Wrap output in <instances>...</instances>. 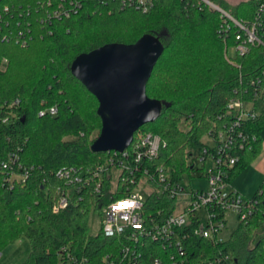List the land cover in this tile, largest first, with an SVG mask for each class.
<instances>
[{"label": "trees", "instance_id": "1", "mask_svg": "<svg viewBox=\"0 0 264 264\" xmlns=\"http://www.w3.org/2000/svg\"><path fill=\"white\" fill-rule=\"evenodd\" d=\"M38 1L0 0V252L25 236L31 253L22 264H108L104 257L117 258L121 240H110L101 230L91 235L88 223L92 212L102 215V204L109 197L81 188L70 195L64 210L53 212L59 190L67 191L57 172L91 170L110 155L91 150L102 127L99 103L73 77L72 62L108 43L133 44L145 34L161 40L165 51L148 82L147 95L164 103L163 113L135 137L143 132L162 138L166 147L156 164L165 166L176 181L195 169L190 159L194 151L199 156L204 152L203 139L230 121L232 100L252 103L255 110L261 101L259 117L245 124L251 143L236 153L238 162L227 169L232 183L263 146L264 16L256 24L261 44H247L248 52L242 55L237 47L244 33L230 21L224 24L221 14L200 0H157L148 13L110 11L102 0H82L77 15L47 28L39 21ZM209 1L247 26L257 17L258 0L234 7H227L225 0ZM8 5L13 15L5 13ZM20 30L26 31L25 47L16 41ZM239 35L243 39L238 41ZM66 70H70L68 77ZM53 107L55 115L48 112ZM42 111L45 115L40 116ZM91 119L97 120L96 126ZM180 122L186 124V131ZM14 154L18 160L11 167L18 174L29 172L25 182L9 180L12 169L4 165ZM120 195L117 192L114 198ZM163 201L171 213V202ZM251 201L252 216L239 218L238 229L228 241L215 243L188 229L186 254L178 259L187 264H264V234L256 238L264 225V182ZM148 203L145 215H157L159 198L152 197ZM142 254L144 264H152L155 257L172 264L171 250L151 241Z\"/></svg>", "mask_w": 264, "mask_h": 264}, {"label": "built area", "instance_id": "2", "mask_svg": "<svg viewBox=\"0 0 264 264\" xmlns=\"http://www.w3.org/2000/svg\"><path fill=\"white\" fill-rule=\"evenodd\" d=\"M157 0H102L110 11L114 9H134L148 13ZM213 11L219 12L224 24L233 23L244 33V40L237 47L240 54L248 52L247 44H261L256 35V24L264 16V0H258V13L253 25H246L238 21L227 11L209 0H200ZM36 9L40 11L39 21L42 27L51 26L54 21L69 19L83 9L82 0H39ZM6 14L13 15L9 5L4 9ZM30 14V9L26 12ZM24 15L25 12H22ZM29 29V27H28ZM4 39H7L4 36ZM238 41L243 39L241 35ZM16 41L23 47L28 45L26 31L20 30ZM255 83V82H254ZM259 84V83H258ZM241 100H232L228 105L230 121L223 129L209 134L213 146L206 144L200 156L205 164L207 159L214 160V167L202 178L208 181V187L188 190L182 184V179L175 180L170 171L163 165H157L156 160L166 147V143L158 135L152 133H139L132 144L122 153L109 152L105 163L91 170L62 168L57 172V178L67 186V191L59 190L60 197L53 206V212L59 213L70 203V195L81 188H91L94 194L109 197L102 204L101 228L103 235L110 239H120L119 256L108 254L104 260L108 264H144L142 261V248L149 241L171 250L172 264H187L179 260L186 254L185 244L187 230L193 229L195 235L220 243L217 234L223 229L226 215L237 213L242 220L252 216L253 203L251 199L243 198L228 181V168L235 165L239 157L236 153L246 149L251 143L250 136L245 131L247 121L256 120L259 111L249 109ZM51 115L57 113L55 107L48 109ZM45 115V111L40 116ZM8 119L4 120L7 123ZM253 141H256L253 138ZM214 149L213 152H209ZM18 160L13 155L4 167L12 169V164ZM205 166H203L204 169ZM21 168V167H19ZM114 170L119 172L116 186L114 183ZM29 172L18 174L16 169L9 171L10 181L25 182ZM147 186L146 195L140 193L143 186ZM120 197L114 198L116 193ZM159 198L160 208L157 215H145L148 199ZM171 202V213L165 207L166 201ZM163 204V206H162ZM170 209V207H169ZM205 209L207 212V225L201 224L198 213ZM175 251V253L173 252ZM152 264H164L160 258H153ZM203 264V263H202Z\"/></svg>", "mask_w": 264, "mask_h": 264}, {"label": "water", "instance_id": "3", "mask_svg": "<svg viewBox=\"0 0 264 264\" xmlns=\"http://www.w3.org/2000/svg\"><path fill=\"white\" fill-rule=\"evenodd\" d=\"M165 46L153 34L133 44L108 43L82 53L71 73L98 101L102 127L93 153H122L144 125L156 122L164 103L147 95V85Z\"/></svg>", "mask_w": 264, "mask_h": 264}, {"label": "rangeland", "instance_id": "4", "mask_svg": "<svg viewBox=\"0 0 264 264\" xmlns=\"http://www.w3.org/2000/svg\"><path fill=\"white\" fill-rule=\"evenodd\" d=\"M249 1V0H225L227 7H234L238 4ZM217 5V4H216ZM219 6V5H218ZM231 55H234L231 51ZM68 71V70H66ZM70 75V70L65 72V76ZM89 106H94L90 102ZM254 104H247L246 107L252 109ZM262 108V102L260 101L257 105L256 110L260 111ZM93 126H96L97 120L91 119ZM180 127L183 130H187V126L184 122L179 123ZM263 146L258 157L244 167L233 179L231 186L237 190L243 198L251 199L254 194L259 190V187L264 182V131L262 133ZM204 144L213 146V142L209 136H206L203 139ZM198 151H194L193 157L190 159V162L194 164L195 169L191 172V175H184L182 179V184L186 189H203L208 187V181L206 178H202V175H206L213 167L214 160L212 158L207 159L205 164L201 161ZM203 166L204 169H203ZM119 172L114 170V183L113 186H116L117 176ZM147 186L141 188L140 193L146 195ZM198 216L201 220V224L207 225L208 217L205 209L201 210L198 213ZM101 215L98 212H92L89 219V231L91 235H97L100 232L101 228ZM239 226V216L237 213L230 212L226 215V222L223 229L217 234L216 239L218 241H228L231 235L238 229ZM259 238L264 234V225L260 227L257 233ZM31 253V244L27 237L22 236L15 243L10 244L0 252V264H22Z\"/></svg>", "mask_w": 264, "mask_h": 264}]
</instances>
